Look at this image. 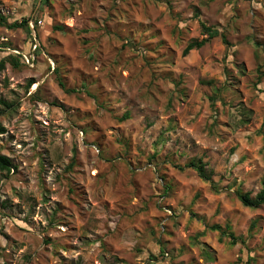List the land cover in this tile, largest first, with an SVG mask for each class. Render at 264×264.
I'll use <instances>...</instances> for the list:
<instances>
[{
  "label": "rangeland",
  "instance_id": "rangeland-1",
  "mask_svg": "<svg viewBox=\"0 0 264 264\" xmlns=\"http://www.w3.org/2000/svg\"><path fill=\"white\" fill-rule=\"evenodd\" d=\"M0 14L38 26L0 24L15 166L0 171V264H264V205L237 195L263 187L264 0H0ZM201 22L228 43L184 55ZM227 223L243 242L208 227Z\"/></svg>",
  "mask_w": 264,
  "mask_h": 264
},
{
  "label": "trees",
  "instance_id": "trees-1",
  "mask_svg": "<svg viewBox=\"0 0 264 264\" xmlns=\"http://www.w3.org/2000/svg\"><path fill=\"white\" fill-rule=\"evenodd\" d=\"M0 24H4V25L7 24L10 27L22 26V27H25L30 34H32L33 28L30 26L29 20H27V19H24L21 22L16 21L14 23L8 24L6 18L2 14H0ZM35 26L38 27L36 22H35ZM35 26H34V28L36 29ZM201 26H202L203 32L205 34H207V36L202 38L201 40H194V41L188 43L183 50L184 55H187L193 49H197V48L202 47L203 45H205V43L209 39L216 37L218 35H221L223 41L225 43H228L226 35L224 33H220L216 27L209 26L205 22H201ZM39 48H40V46H39ZM4 63H5L4 60H2L0 62V69H2L4 67ZM14 63L17 64L18 62L15 61ZM59 83H60L61 87L65 88V84L62 80H60ZM67 91H71V90L67 89ZM2 103L5 105H9L5 101H2ZM128 116H129V112H127L124 117H128ZM4 132H6V127L0 122V134L4 133ZM186 166L193 168L203 180L210 182L214 188L216 187L212 172L208 171L207 164L201 158L191 159L189 162L186 163ZM13 167H15V166H14L11 158L5 154L0 153V171H11V169ZM237 195H238L239 199L241 200V202L246 206L259 207L261 205H264V178H263V187H262L261 191L259 193H257L255 196H253L251 194V192H249V191H242V190H238ZM254 225L255 224L253 223L252 227H254ZM208 227L211 230H215V231L220 232L221 238L225 235L229 236L231 244H236L239 241L243 242V238L241 236H238L235 234V232L232 230V226L229 223H227L225 226H222L220 224H212ZM245 264H251V262L247 261Z\"/></svg>",
  "mask_w": 264,
  "mask_h": 264
},
{
  "label": "built area",
  "instance_id": "built-area-1",
  "mask_svg": "<svg viewBox=\"0 0 264 264\" xmlns=\"http://www.w3.org/2000/svg\"><path fill=\"white\" fill-rule=\"evenodd\" d=\"M32 28H34V24L32 23Z\"/></svg>",
  "mask_w": 264,
  "mask_h": 264
},
{
  "label": "water",
  "instance_id": "water-1",
  "mask_svg": "<svg viewBox=\"0 0 264 264\" xmlns=\"http://www.w3.org/2000/svg\"><path fill=\"white\" fill-rule=\"evenodd\" d=\"M34 30V29H33Z\"/></svg>",
  "mask_w": 264,
  "mask_h": 264
}]
</instances>
